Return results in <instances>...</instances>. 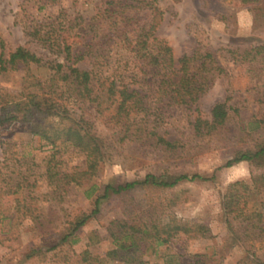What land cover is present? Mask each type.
<instances>
[{"label":"rangeland","instance_id":"obj_1","mask_svg":"<svg viewBox=\"0 0 264 264\" xmlns=\"http://www.w3.org/2000/svg\"><path fill=\"white\" fill-rule=\"evenodd\" d=\"M45 1L0 0L4 52L23 45L44 56L41 48L28 41L25 26L60 9L71 16L76 10L89 16L100 2ZM157 6L162 17L155 35L167 41L175 57L200 46L215 52L222 71L214 73L197 107L203 118H210L212 106L228 97L226 122L197 137L190 129L192 109L159 104L156 132L176 141L175 149L165 151L152 138L120 141L117 129L104 116L90 117L93 131L105 142V156L96 172L79 184L49 183L43 173L50 159L59 162L63 171L83 165L84 156L77 149L52 147L34 133L42 126L50 128L52 120L32 117L1 122L0 264H86L84 250L90 255L109 251L104 258L108 264H196V259H204L205 264H250L252 257L249 254L246 259V250L258 256L264 253L261 239L243 242L229 232L221 208V196L230 183L264 173L248 161L225 166L237 149L264 139V125L256 122L264 114V55L258 63L240 62L231 55L232 50L264 44V0H159ZM27 72L47 76L45 68L20 66L0 73V88L17 92ZM87 113L94 115L91 109ZM182 173L207 179L184 180L165 188L138 184L110 193L100 201L96 214L72 230L71 222L91 212L105 185L141 181L146 174L162 179ZM167 223H186L190 231H178L159 243ZM132 224L135 227L130 229ZM196 224L206 226L207 235L193 231ZM239 226L235 225L236 231H241Z\"/></svg>","mask_w":264,"mask_h":264},{"label":"trees","instance_id":"obj_2","mask_svg":"<svg viewBox=\"0 0 264 264\" xmlns=\"http://www.w3.org/2000/svg\"><path fill=\"white\" fill-rule=\"evenodd\" d=\"M158 1L100 0L89 16H82L77 10L71 16L66 9H60L46 19L25 26L28 41L41 48L44 56L23 45L6 53L0 40V73L17 70L20 66L47 71V76L24 74L20 90L15 93L0 88V123L17 119L29 121L32 117L52 120L50 128L42 126L34 129V133L52 147L75 148L84 156L82 167L70 171L61 170L59 162H52L53 159L47 160L43 173L49 183L79 184L92 176L104 160L106 145L93 131L90 117L104 116L117 129L120 141L144 142L152 138L154 144L165 151L175 149L176 141L156 132L159 104L192 109L190 129L197 137L208 135L226 122L228 97L212 106L210 118H203L197 107L200 96L211 87L214 73L222 71L215 52L200 46L191 54L175 57L167 41L155 35L162 17ZM231 55L240 62L258 63L264 55V44L241 52L232 50ZM81 63L85 66L80 67ZM90 109L94 115L87 113ZM262 115L256 122L264 125ZM240 161L264 169V139L252 147L237 149L225 166ZM196 179L207 178L182 173L160 179L146 174L141 181L105 185L91 212L81 213L71 222L72 230H77L96 214L100 201L110 193H121L138 184L165 188ZM221 208L227 229L239 241L258 238L264 242V173L251 174L249 181L230 183L221 196ZM235 225H240L241 231H236ZM129 227L133 229L135 225ZM165 227L159 243L167 242L178 231H190L186 223L172 226L167 223ZM193 231L205 236L208 228L196 224ZM119 247L125 246L119 244ZM246 252V259L249 254L252 257L248 259L250 264H264V253L258 256L249 250ZM107 255L109 251L90 255L84 250L83 260L86 264H108L104 259ZM195 263L205 264V261L196 259Z\"/></svg>","mask_w":264,"mask_h":264}]
</instances>
